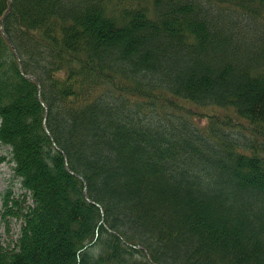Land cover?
Returning a JSON list of instances; mask_svg holds the SVG:
<instances>
[{"label": "trees", "instance_id": "obj_1", "mask_svg": "<svg viewBox=\"0 0 264 264\" xmlns=\"http://www.w3.org/2000/svg\"><path fill=\"white\" fill-rule=\"evenodd\" d=\"M0 143V264H264V0H0Z\"/></svg>", "mask_w": 264, "mask_h": 264}, {"label": "rangeland", "instance_id": "obj_2", "mask_svg": "<svg viewBox=\"0 0 264 264\" xmlns=\"http://www.w3.org/2000/svg\"><path fill=\"white\" fill-rule=\"evenodd\" d=\"M10 147L0 143V155H9ZM13 163L7 161L0 164V194L11 187L15 193L21 192L20 183L14 178ZM19 225L16 220H11L9 231L6 222L0 216V233L5 240L15 239L18 235Z\"/></svg>", "mask_w": 264, "mask_h": 264}, {"label": "bare ground", "instance_id": "obj_3", "mask_svg": "<svg viewBox=\"0 0 264 264\" xmlns=\"http://www.w3.org/2000/svg\"><path fill=\"white\" fill-rule=\"evenodd\" d=\"M10 7H11V5H10ZM9 9H10V8H9ZM1 28H2V30L4 31L3 20H2V23H1ZM6 39H7V40H10V39L8 38V36H6Z\"/></svg>", "mask_w": 264, "mask_h": 264}, {"label": "water", "instance_id": "obj_4", "mask_svg": "<svg viewBox=\"0 0 264 264\" xmlns=\"http://www.w3.org/2000/svg\"><path fill=\"white\" fill-rule=\"evenodd\" d=\"M87 195V194H86Z\"/></svg>", "mask_w": 264, "mask_h": 264}]
</instances>
